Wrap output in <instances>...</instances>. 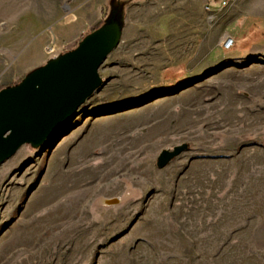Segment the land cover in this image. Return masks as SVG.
Listing matches in <instances>:
<instances>
[{"label": "rangeland", "instance_id": "rangeland-1", "mask_svg": "<svg viewBox=\"0 0 264 264\" xmlns=\"http://www.w3.org/2000/svg\"><path fill=\"white\" fill-rule=\"evenodd\" d=\"M222 1L0 0V91L121 28L58 144L0 166V264H264V0Z\"/></svg>", "mask_w": 264, "mask_h": 264}, {"label": "water", "instance_id": "water-1", "mask_svg": "<svg viewBox=\"0 0 264 264\" xmlns=\"http://www.w3.org/2000/svg\"><path fill=\"white\" fill-rule=\"evenodd\" d=\"M121 28L112 21L85 36L72 51L28 74L16 86L0 91V166L25 145L47 151L78 110L103 88L99 70L120 43ZM51 140L53 142L51 143ZM189 150L187 144L164 150L160 169Z\"/></svg>", "mask_w": 264, "mask_h": 264}, {"label": "built area", "instance_id": "built-area-1", "mask_svg": "<svg viewBox=\"0 0 264 264\" xmlns=\"http://www.w3.org/2000/svg\"><path fill=\"white\" fill-rule=\"evenodd\" d=\"M231 3H232V0H223L221 3V8H225V7L229 6ZM233 46H234V40L232 38H228L224 42V49L225 50H230V49H232Z\"/></svg>", "mask_w": 264, "mask_h": 264}, {"label": "bare ground", "instance_id": "bare-ground-1", "mask_svg": "<svg viewBox=\"0 0 264 264\" xmlns=\"http://www.w3.org/2000/svg\"><path fill=\"white\" fill-rule=\"evenodd\" d=\"M108 205H111L109 201H106ZM116 202V201H115Z\"/></svg>", "mask_w": 264, "mask_h": 264}]
</instances>
